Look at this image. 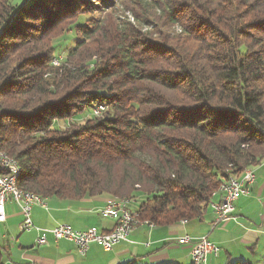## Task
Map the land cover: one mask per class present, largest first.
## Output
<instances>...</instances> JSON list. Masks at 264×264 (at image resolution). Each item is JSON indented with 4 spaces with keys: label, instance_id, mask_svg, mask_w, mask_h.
<instances>
[{
    "label": "trees",
    "instance_id": "1",
    "mask_svg": "<svg viewBox=\"0 0 264 264\" xmlns=\"http://www.w3.org/2000/svg\"><path fill=\"white\" fill-rule=\"evenodd\" d=\"M0 151L44 201L202 221L264 160V0H0Z\"/></svg>",
    "mask_w": 264,
    "mask_h": 264
},
{
    "label": "crops",
    "instance_id": "2",
    "mask_svg": "<svg viewBox=\"0 0 264 264\" xmlns=\"http://www.w3.org/2000/svg\"><path fill=\"white\" fill-rule=\"evenodd\" d=\"M254 170L256 180L251 193L236 201L233 220L213 225L212 205L219 201L220 194H217L212 197L200 222L181 221L160 227L137 218L138 223L126 241L110 251L91 245L85 255H80L72 242L55 241L50 235H47V245L36 246L35 240L40 233L35 229L21 232V212L16 204L8 202L6 220L0 224L2 264H191L192 244L177 243L183 236L193 241L205 237L218 248L216 256L207 257V264H261L264 254V160ZM108 200L104 197L77 202L47 199L44 207H32L31 220L39 230L68 224L77 231L95 228L108 232L115 223L99 214L111 202ZM135 206L132 203L130 210L134 211Z\"/></svg>",
    "mask_w": 264,
    "mask_h": 264
},
{
    "label": "built area",
    "instance_id": "3",
    "mask_svg": "<svg viewBox=\"0 0 264 264\" xmlns=\"http://www.w3.org/2000/svg\"><path fill=\"white\" fill-rule=\"evenodd\" d=\"M98 111L95 114H98ZM11 168L5 163H0V224L6 220L5 206L8 202L17 205L22 215V222L19 226L21 232L38 231L40 234L35 240L36 246L47 245V235H50L53 240H67L73 243L77 252L80 255H85L91 245H96L103 251H110L115 245L122 241H126L129 233L136 224H130L127 220L126 207L115 206L103 207L99 214L103 211H110V219L114 221L112 230L108 232H100L95 228H90L85 231L74 230L68 224H58L49 230L36 229L31 220V210L35 205L44 207L43 203L32 201V196H26V205H19L14 201L11 193ZM256 180V172H250L245 179H229V173L224 180V194L219 196V201L212 205L214 218L213 225L225 224L234 219L235 203L243 196L251 193V189ZM25 195V194H24ZM177 243L192 244L191 264H207V257L210 255L216 256L218 248L209 242L207 238L200 239L189 238L183 236L177 239ZM261 264H264V255L261 257Z\"/></svg>",
    "mask_w": 264,
    "mask_h": 264
},
{
    "label": "bare ground",
    "instance_id": "4",
    "mask_svg": "<svg viewBox=\"0 0 264 264\" xmlns=\"http://www.w3.org/2000/svg\"><path fill=\"white\" fill-rule=\"evenodd\" d=\"M0 163H5V164L9 165V167L11 168V171H12V174H11V183H12L11 184V193L13 195L14 201L18 202L19 205H26V196H32V201H34L36 203L45 202L39 196L34 195L32 193L24 192L18 188L17 178L19 176L20 169H19V164L15 159L9 157L3 151H0ZM253 171H254L253 169H246L242 173H240L238 176L237 175L235 176L233 174H229V179H245L247 177V175ZM217 194H220V196L224 194V183L220 186V188L218 189L217 192L213 193V196H216ZM129 204H130L129 200L116 199V200H112L110 203H108L106 207H112V205H115V206L126 207V209L129 210L128 209ZM101 216L105 217V218H110V211L101 212ZM127 220L130 222V224H137L138 223L131 216L130 211H127Z\"/></svg>",
    "mask_w": 264,
    "mask_h": 264
},
{
    "label": "rangeland",
    "instance_id": "5",
    "mask_svg": "<svg viewBox=\"0 0 264 264\" xmlns=\"http://www.w3.org/2000/svg\"><path fill=\"white\" fill-rule=\"evenodd\" d=\"M118 14H120V12L118 11ZM130 16V15H129ZM129 16H127V17H129ZM65 26H63V28H64ZM63 28H60V30H58L54 35L56 36V40L54 41V42H52L51 41V43H53V44H56V43H59L60 44V48H58L59 50H57V53L59 54V59L57 60V61H55L54 62V66H58L59 65V63H60V61H62V59H63V57L66 55V53L71 49V48H73V46H74V40H75V35H74V33H73V31H70V32H68L67 33V35H66V37H63V35H64V33L65 32H67V31H62V29ZM77 38V37H76ZM63 39V40H62ZM56 53V54H57ZM62 58V59H61ZM62 123H60V125H61ZM245 127H247L248 128V130H250V132H251V129H249V126L246 124V123H244L243 124ZM255 171V170H254ZM130 201V200H129ZM136 205V204H135ZM128 207H129V210L131 209V207H132V201H130V204L128 205ZM132 211V210H131ZM132 212H135V210L134 211H132ZM137 218H138V216H137ZM17 236V235H16ZM261 252V251H260ZM264 255V254H263ZM262 255V256H263ZM261 256V257H262ZM255 264H257V263H255Z\"/></svg>",
    "mask_w": 264,
    "mask_h": 264
}]
</instances>
